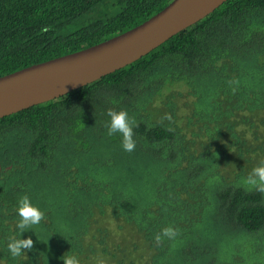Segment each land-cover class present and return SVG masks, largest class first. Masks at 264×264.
Listing matches in <instances>:
<instances>
[{"label": "trees", "instance_id": "obj_1", "mask_svg": "<svg viewBox=\"0 0 264 264\" xmlns=\"http://www.w3.org/2000/svg\"><path fill=\"white\" fill-rule=\"evenodd\" d=\"M169 2L0 0V77ZM109 109L136 120L134 151L107 135ZM261 162L264 0H227L124 68L0 118V264H264V194L242 186ZM24 195L44 219L21 234ZM169 226L178 235L157 245ZM19 238L33 249L13 258Z\"/></svg>", "mask_w": 264, "mask_h": 264}, {"label": "water", "instance_id": "obj_2", "mask_svg": "<svg viewBox=\"0 0 264 264\" xmlns=\"http://www.w3.org/2000/svg\"><path fill=\"white\" fill-rule=\"evenodd\" d=\"M227 0H171L141 24L85 49L0 77V118L95 82L146 56Z\"/></svg>", "mask_w": 264, "mask_h": 264}, {"label": "clouds", "instance_id": "obj_3", "mask_svg": "<svg viewBox=\"0 0 264 264\" xmlns=\"http://www.w3.org/2000/svg\"><path fill=\"white\" fill-rule=\"evenodd\" d=\"M229 85H237L239 81L233 80L228 82ZM233 92L236 90L232 88ZM107 116L110 118L106 123L107 135L114 136L119 134L121 136V146L126 152H132L136 148V141L134 140V127L138 126L134 118H130L126 111H115L109 109ZM168 121H172L171 114H165L162 118ZM83 125V124H82ZM84 126V125H83ZM171 130V129H170ZM241 186V185H237ZM242 186L246 187V190H255L264 194V162H261L258 166L254 167L246 178L242 181ZM17 215L19 220L17 222V228L20 233L31 230L34 226H37L44 219V213L34 206L30 198L27 195L22 196L17 205ZM178 235V230L169 226L161 230V232L155 234L154 241L157 245L163 243L164 239H175ZM34 242L31 238L27 239H12L8 245L7 250L13 258L20 257L25 254L26 251L33 249ZM64 264H80L78 258L74 255H64L61 257Z\"/></svg>", "mask_w": 264, "mask_h": 264}, {"label": "bare ground", "instance_id": "obj_4", "mask_svg": "<svg viewBox=\"0 0 264 264\" xmlns=\"http://www.w3.org/2000/svg\"><path fill=\"white\" fill-rule=\"evenodd\" d=\"M112 38V37H111ZM103 42V41H102ZM98 44V43H97Z\"/></svg>", "mask_w": 264, "mask_h": 264}]
</instances>
